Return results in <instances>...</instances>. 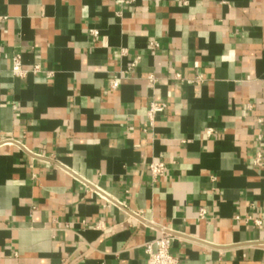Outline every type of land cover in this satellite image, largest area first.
Listing matches in <instances>:
<instances>
[{
  "label": "crops",
  "instance_id": "1",
  "mask_svg": "<svg viewBox=\"0 0 264 264\" xmlns=\"http://www.w3.org/2000/svg\"><path fill=\"white\" fill-rule=\"evenodd\" d=\"M164 230L264 264V0H0V264H147Z\"/></svg>",
  "mask_w": 264,
  "mask_h": 264
},
{
  "label": "built area",
  "instance_id": "2",
  "mask_svg": "<svg viewBox=\"0 0 264 264\" xmlns=\"http://www.w3.org/2000/svg\"><path fill=\"white\" fill-rule=\"evenodd\" d=\"M150 47L156 49L159 47V44L156 41H152L150 43ZM13 60H14L13 73L20 77L24 76L26 74V71L22 69L20 58L16 56L14 57ZM150 78L152 79V77ZM120 83H121V75L119 74L113 75L110 80V88L114 90L118 89ZM165 109H166V104L164 103H158L155 101H152L150 103L147 116L151 125H153L154 121L156 120V116L159 113L164 112ZM259 122H262V119H259ZM149 171L153 179L155 180L167 171V165L163 161H155L149 165ZM99 195L105 199L111 200L103 193L102 194L99 193ZM205 214H206V210L203 208L200 209V216L203 217L205 216ZM175 238L176 236L173 233L164 230L159 238L155 239V241H153L152 243L146 245L145 249L148 255L147 264H180V260L176 256H174L170 251L171 245L175 240Z\"/></svg>",
  "mask_w": 264,
  "mask_h": 264
}]
</instances>
